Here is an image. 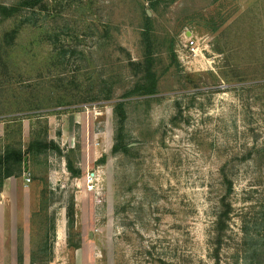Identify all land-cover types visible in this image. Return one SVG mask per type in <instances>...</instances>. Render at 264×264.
<instances>
[{"label": "rangeland", "instance_id": "1", "mask_svg": "<svg viewBox=\"0 0 264 264\" xmlns=\"http://www.w3.org/2000/svg\"><path fill=\"white\" fill-rule=\"evenodd\" d=\"M145 11L159 92L131 98L130 149L113 153L114 103L132 79L129 60L142 59ZM105 78L113 98L92 100ZM3 82L0 150L53 139L82 175L51 148L28 160L29 203L0 198V264H18L19 242L32 264L52 225L50 264H216L224 198L232 210L219 263L236 264L264 239V0H46L0 17ZM72 203L77 249L67 240Z\"/></svg>", "mask_w": 264, "mask_h": 264}, {"label": "trees", "instance_id": "2", "mask_svg": "<svg viewBox=\"0 0 264 264\" xmlns=\"http://www.w3.org/2000/svg\"><path fill=\"white\" fill-rule=\"evenodd\" d=\"M151 3V8L156 7L158 3L162 0H149ZM174 2L175 0H170ZM46 0H16L12 3H8L7 0H0V17L10 18L17 17L21 15L25 9L36 10L44 6ZM143 24L141 30L142 46H143V56L141 60H129L128 67L132 71V79H128L127 84L121 94V99L114 103V115H115V143L113 146V153L118 152H128L129 147L126 142L127 134L125 131V123L128 118V107L131 102V98L141 97V96H151L159 92L160 77L157 70V65L159 62L158 58V41L157 35L155 34L154 20L149 15L147 11L144 12ZM175 39L170 38L169 42V53L172 61H176V53L174 52ZM66 51V50H65ZM64 51V52H65ZM114 83V82H113ZM108 85V88L106 86ZM5 86L4 82L0 83V87ZM114 86L108 79H102L98 83V94L92 97V100L99 99H112L114 93ZM103 93L106 95L103 97ZM108 93V94H107ZM54 149L61 155L66 156L67 169L71 172L72 176H81V168L76 166L75 160L69 155L65 154L63 148L53 139H41L35 138L29 142L26 148L22 146H17L13 144H6L3 150H0V190L4 186L5 180L10 176H21L24 174L25 170V157L28 160L32 157L44 152L48 149ZM31 173L30 169H28ZM225 181L228 183V193L232 191V182L227 176L224 177ZM48 184L45 187L48 189ZM44 195V206L47 208L48 196ZM231 204L223 199L222 208L219 212L218 219L216 222V240L215 243V258L217 260L216 264L219 263V251L221 245L224 242L226 231L228 229V219L231 213ZM67 226H68V246L77 249L81 246L80 240H75L73 238V230L75 227V205L72 203L67 207ZM55 229V225L51 228H46L44 230L45 234L36 243L31 262L32 264H50L53 260L51 253L52 241L50 239L51 229ZM264 237V235H263ZM254 250L250 254H245L244 258L237 261L236 264H264V239L260 242H256L253 246ZM18 264H25L24 262V251L22 243L19 242L18 246Z\"/></svg>", "mask_w": 264, "mask_h": 264}, {"label": "crops", "instance_id": "3", "mask_svg": "<svg viewBox=\"0 0 264 264\" xmlns=\"http://www.w3.org/2000/svg\"><path fill=\"white\" fill-rule=\"evenodd\" d=\"M26 173V171H25ZM26 175H21V176H10L8 177L5 182H4V186L3 188L0 190V198L7 200L8 197L12 199L13 195L15 196H20L22 195L24 198V202L25 203H29L30 200V191L25 189L24 190V185H26ZM22 198V197H20ZM2 199H0V203L2 202ZM59 225L57 227L56 230V238L57 241L56 243H58V239H59V231L60 229ZM64 229H65V220H64Z\"/></svg>", "mask_w": 264, "mask_h": 264}, {"label": "built area", "instance_id": "4", "mask_svg": "<svg viewBox=\"0 0 264 264\" xmlns=\"http://www.w3.org/2000/svg\"><path fill=\"white\" fill-rule=\"evenodd\" d=\"M185 45L189 49V51L193 53L194 56L198 55L199 47H196V42L192 37L187 38ZM26 175H27L26 176L27 181H30L31 180L30 173L26 172Z\"/></svg>", "mask_w": 264, "mask_h": 264}, {"label": "water", "instance_id": "5", "mask_svg": "<svg viewBox=\"0 0 264 264\" xmlns=\"http://www.w3.org/2000/svg\"><path fill=\"white\" fill-rule=\"evenodd\" d=\"M149 14H150V11H149ZM189 34L191 33V32H188ZM25 171L27 172L28 171V157L26 156L25 157Z\"/></svg>", "mask_w": 264, "mask_h": 264}, {"label": "bare ground", "instance_id": "6", "mask_svg": "<svg viewBox=\"0 0 264 264\" xmlns=\"http://www.w3.org/2000/svg\"><path fill=\"white\" fill-rule=\"evenodd\" d=\"M60 234H61V232H60Z\"/></svg>", "mask_w": 264, "mask_h": 264}]
</instances>
